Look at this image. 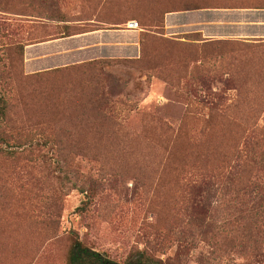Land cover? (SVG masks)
<instances>
[{"label":"rangeland","instance_id":"374dc122","mask_svg":"<svg viewBox=\"0 0 264 264\" xmlns=\"http://www.w3.org/2000/svg\"><path fill=\"white\" fill-rule=\"evenodd\" d=\"M252 1L263 0H0L2 131L12 144L63 142L42 146L43 157L30 145L0 155V264H66L77 238L120 263L147 250L169 264H264V197L222 180L223 158L188 152L258 140L253 158L264 172V53L201 64L184 43L197 34V44L252 41L222 37L229 25H204L220 16L209 11ZM98 3L123 24L103 58L76 39L92 25H27L90 15ZM186 3L202 8L180 11ZM152 10L170 11L164 25L136 20ZM130 20L138 31L127 30ZM212 103L229 111L210 117ZM62 156L77 187L60 184Z\"/></svg>","mask_w":264,"mask_h":264},{"label":"trees","instance_id":"16d2710c","mask_svg":"<svg viewBox=\"0 0 264 264\" xmlns=\"http://www.w3.org/2000/svg\"><path fill=\"white\" fill-rule=\"evenodd\" d=\"M231 1V0H229ZM235 1V0H233ZM238 1V0H236ZM229 4V3H227ZM202 7L199 4L186 3L184 8L180 11L187 10H196L201 9ZM229 8V7H227ZM166 13H170V11L165 12H154L149 14L148 19L140 18L137 16L136 20H139L142 25H145V22H150L153 25H164V15ZM133 21V20H130ZM129 22V21H128ZM126 22V23H128ZM125 23V24H126ZM139 23V22H138ZM124 24V25H125ZM140 25V24H139ZM186 40L185 44H191L197 48V50L193 53L197 55V60L201 64H207L209 59L218 60L220 58L225 57L226 54L234 56V57H245V55L249 52H252L253 55L256 50L257 53H264V39L256 41H231V40H219V41H208L204 44H197L199 41H202V37L200 35H192L184 37ZM191 42V43H190ZM212 58V59H211ZM213 67H216L215 65ZM66 69V68H65ZM209 72L212 73V66L208 68ZM63 69H54L50 72L59 73ZM40 76H43L40 74ZM198 71L193 73V77L197 78ZM222 104H210L208 109L209 116H217L224 117L226 113L229 111L228 107H223ZM9 110V102L6 98L4 92H2L0 88V155L15 157L18 155L21 150L30 145V150L33 153L38 152L40 157H43L45 153L41 152L42 146H50L57 147L59 145H63V142H59L57 139H44L43 144L37 143L35 147L33 144L34 141L22 142V143H11L9 139L5 136L2 131L3 125L7 119ZM213 124V118L205 122L204 132L211 131V126ZM98 128H103V125H99ZM161 128L165 131V133L170 134L171 137H177L176 132L169 125L162 124ZM201 131V132H203ZM176 143V139L170 140L169 147L171 150V145L174 147ZM196 145L197 143H193ZM253 145H259L257 142L252 141L251 139L247 140L245 138H241L237 142H234L233 147L230 150L224 151L221 149L220 151H216L217 149H213L211 146H207V148L203 150L194 151V149L189 146L188 152L195 154L197 159L202 162H207L211 157H221L223 158V169L221 171L222 180H226L227 182L240 183L242 187V191L246 192V196L251 195L252 193H256L259 196L264 197V172L260 171L256 167V161L254 160V152ZM62 146L59 148V152H61ZM64 152V150H62ZM65 157L62 156L61 160H58V170L63 174V176L59 177V181L62 187H67L72 181V164L69 163ZM182 166V165H181ZM73 185L77 187V183L73 182ZM83 186V185H82ZM86 190L81 191V193H85ZM66 264H169L167 261H163L162 259H158L155 255L148 252L147 250H138L131 253L124 263L117 262L115 260L110 259L104 254H101L88 245L83 243L79 238L75 239L72 243V247L69 250L67 263Z\"/></svg>","mask_w":264,"mask_h":264},{"label":"crops","instance_id":"0c3cea01","mask_svg":"<svg viewBox=\"0 0 264 264\" xmlns=\"http://www.w3.org/2000/svg\"><path fill=\"white\" fill-rule=\"evenodd\" d=\"M64 13L62 18L52 19L51 21L42 20V22L36 23L35 19L32 18V21L27 22V25H92L90 32L78 35L76 39H89L91 49L96 48V52L99 51V55L96 54V58H103L100 52H103L105 48L112 47L113 41L121 37L119 34L122 33L116 32L113 28H115V25L123 24L122 22L115 21L113 13L108 10V6L104 7L103 4L99 3L91 5V14L85 16H82L80 13ZM208 13H215L220 16L214 17L213 23L208 22L204 23V25H229L233 27L228 35L222 36L219 33L216 34L217 37L226 36L234 39H251L256 40V43L258 40L264 39V0L252 1L248 7L219 8ZM224 13L229 16L222 17ZM223 18H227L226 21Z\"/></svg>","mask_w":264,"mask_h":264},{"label":"built area","instance_id":"2783aa9c","mask_svg":"<svg viewBox=\"0 0 264 264\" xmlns=\"http://www.w3.org/2000/svg\"><path fill=\"white\" fill-rule=\"evenodd\" d=\"M125 26L129 31H138L140 29V25L137 21H129Z\"/></svg>","mask_w":264,"mask_h":264},{"label":"clouds","instance_id":"9594fccd","mask_svg":"<svg viewBox=\"0 0 264 264\" xmlns=\"http://www.w3.org/2000/svg\"><path fill=\"white\" fill-rule=\"evenodd\" d=\"M240 264H242V262H240Z\"/></svg>","mask_w":264,"mask_h":264}]
</instances>
